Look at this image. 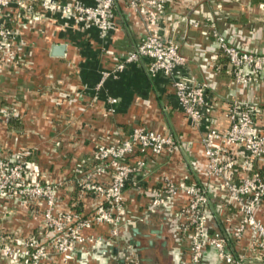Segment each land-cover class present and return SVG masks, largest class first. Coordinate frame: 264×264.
<instances>
[{
  "label": "crops",
  "instance_id": "crops-1",
  "mask_svg": "<svg viewBox=\"0 0 264 264\" xmlns=\"http://www.w3.org/2000/svg\"><path fill=\"white\" fill-rule=\"evenodd\" d=\"M62 1L95 5L99 0ZM263 2L171 0L154 26L160 35L177 42L187 57L181 75L208 85L215 101L208 110V127H228L225 108L234 99L264 106V82L238 85L218 42L203 31L211 32L214 24L231 44L264 54ZM3 20L15 28L16 34L12 50L0 61V104L13 114L7 121L0 113V156L11 160L25 157L38 166L44 181L61 182L57 211L76 210L89 216L103 207L92 191H84L78 184L81 174L74 171L81 166L86 171L94 166L98 144L118 141L140 125L173 133L182 142L174 152L150 154L146 169L132 176L124 195L127 209L137 221L110 250L96 248L95 254L90 252L95 255L88 259L90 264H131L128 251L135 246L132 240L138 239L146 246L143 255L151 259L146 261L139 256L138 264H189V230L185 226L188 198L180 195L172 208L150 209L151 190L161 186L166 177L209 185L213 229L230 231L236 210L207 177L200 133L181 110L170 79L163 74L150 76L147 60L143 59L129 65L118 78L108 79L103 88H97L101 71L113 68L120 57L137 46L146 31L145 22L127 0H116L107 37L85 22L44 16L39 9L34 15L28 14L16 4L6 8ZM196 21L202 23L200 27L194 26ZM57 43L66 44L64 56L52 54ZM110 95L118 98L115 113L108 110L106 101ZM26 151L31 154L25 156ZM101 180L108 182L109 173ZM4 203L0 231L22 239L37 235L51 247L55 232H40L45 200L9 199ZM258 217L264 221V208ZM153 229L161 230L162 237L152 235L151 242L142 234ZM83 233L108 236L110 226L96 225ZM230 246L237 257L245 258V264H264V256L255 258L249 250L248 237L232 240ZM84 250L77 256L89 257ZM0 264L26 263L24 259L1 256ZM43 264L78 262L56 254ZM203 264H219L214 249H209Z\"/></svg>",
  "mask_w": 264,
  "mask_h": 264
},
{
  "label": "built area",
  "instance_id": "built-area-1",
  "mask_svg": "<svg viewBox=\"0 0 264 264\" xmlns=\"http://www.w3.org/2000/svg\"><path fill=\"white\" fill-rule=\"evenodd\" d=\"M170 1L127 0L129 7L145 22L146 31L137 46L120 57L113 68L101 71L97 88H103L108 79L118 78L129 65L143 59L147 60L150 76L163 74L170 79L181 110L200 133L206 157V175L234 207L236 219L230 223V231L213 229L209 185L197 181L177 182L171 177H166L161 186L151 190L150 209L172 208L176 198L185 195L188 198L185 226L189 230V264H203L210 248L216 251L219 264H245L244 257L234 254L230 246L232 240L248 237L249 250L254 257L264 256V221L258 217V212L264 208V106L234 99L225 108L228 127L221 130L207 126L208 110L215 103L209 95L208 85L181 75L188 59L180 45L154 29ZM115 2L99 0L95 5H84L62 0H0V61L12 50L16 34L15 28L3 20L9 5L16 4L28 14L34 15L39 9L44 16L82 21L97 27L100 35L107 37L114 21ZM201 24L200 21L194 22L195 27ZM203 33L211 34L218 42L220 52L229 64V72L238 85L264 82L263 53L231 44L214 24L211 32L204 30ZM117 101V97H107L110 113H115ZM0 113L7 121L13 115L1 104ZM180 146L182 142L175 134L143 125L133 127L118 141L98 144L94 166L87 171L82 166L74 170L81 174L77 182L83 190L92 191L103 202V207L89 216H83L76 210L57 211L61 182L44 181L38 166L29 163L25 157L11 160L0 156V211L5 210L4 201L9 199L28 201L41 198L47 206L40 232H55L49 247L37 235L22 239L0 231V257L43 264L45 259L56 254L66 260L74 259L88 244L99 251L111 248L137 221L129 213L124 195L132 176L146 169L150 154L171 153ZM30 154L31 151H26L24 155ZM105 173L110 175L108 182L101 180ZM100 224L110 226V235L83 233L85 229ZM132 247L128 251L130 262L138 264V250Z\"/></svg>",
  "mask_w": 264,
  "mask_h": 264
},
{
  "label": "water",
  "instance_id": "water-1",
  "mask_svg": "<svg viewBox=\"0 0 264 264\" xmlns=\"http://www.w3.org/2000/svg\"><path fill=\"white\" fill-rule=\"evenodd\" d=\"M66 48H67L66 47V44L57 43V44L53 45V47H52V54L53 55H56V56H64L66 54ZM135 231H139V230L138 229H135ZM152 233L153 234H157L159 237H162V231L161 230H158V229H153V230H151V231H149L147 233H144L142 235H143V237L149 238ZM132 244H136V245L139 246L140 253H138V254L141 257L142 254H143L142 252L144 251V249L146 247H142L141 246L142 242L139 239L138 240H135V241L132 240ZM143 260L151 261L150 258H143Z\"/></svg>",
  "mask_w": 264,
  "mask_h": 264
},
{
  "label": "rangeland",
  "instance_id": "rangeland-1",
  "mask_svg": "<svg viewBox=\"0 0 264 264\" xmlns=\"http://www.w3.org/2000/svg\"><path fill=\"white\" fill-rule=\"evenodd\" d=\"M83 249H85L84 251H88V253L90 254L89 257L87 255L86 258H84L83 255H81V257H80V255H78V257L76 256L74 259H76V261L78 262V264H90V262H89L88 259L91 258V255H92V257L95 258V255H93L92 253L94 252V254H95L96 247L94 248V246L88 244L87 249H86V247H83ZM90 252H92V253H90ZM108 254L110 255V252H108ZM24 260H25V263L26 264H29V262L26 259H24Z\"/></svg>",
  "mask_w": 264,
  "mask_h": 264
},
{
  "label": "flooded vegetation",
  "instance_id": "flooded-vegetation-1",
  "mask_svg": "<svg viewBox=\"0 0 264 264\" xmlns=\"http://www.w3.org/2000/svg\"><path fill=\"white\" fill-rule=\"evenodd\" d=\"M152 235H157V234H153V233H152V234L150 235V237H151ZM150 237H149V238H150ZM150 241H151V242H154V240H153L152 238H150ZM134 245H135L136 249L138 250V253H140L139 246L136 245V244H134ZM141 246H142V247H146V246H144V245H141ZM149 246H150V244H149ZM145 249H146V248H145ZM145 249H144V251H145ZM144 251H143V252H144ZM143 252H142V253H143ZM141 257H142V259H143V258H146V256H144L143 254H142Z\"/></svg>",
  "mask_w": 264,
  "mask_h": 264
}]
</instances>
